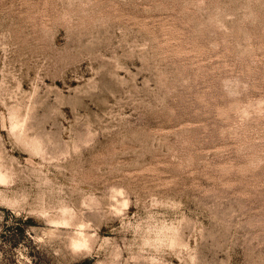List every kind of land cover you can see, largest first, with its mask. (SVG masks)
Wrapping results in <instances>:
<instances>
[{
    "label": "rangeland",
    "instance_id": "1",
    "mask_svg": "<svg viewBox=\"0 0 264 264\" xmlns=\"http://www.w3.org/2000/svg\"><path fill=\"white\" fill-rule=\"evenodd\" d=\"M0 264H264V0H0Z\"/></svg>",
    "mask_w": 264,
    "mask_h": 264
},
{
    "label": "clouds",
    "instance_id": "2",
    "mask_svg": "<svg viewBox=\"0 0 264 264\" xmlns=\"http://www.w3.org/2000/svg\"><path fill=\"white\" fill-rule=\"evenodd\" d=\"M65 227H67V225H64ZM85 225H81L80 228L83 229L85 228ZM78 235H82L81 233H78ZM72 250L73 251H79L81 248H85L87 247L86 243L82 240H74L71 244Z\"/></svg>",
    "mask_w": 264,
    "mask_h": 264
}]
</instances>
